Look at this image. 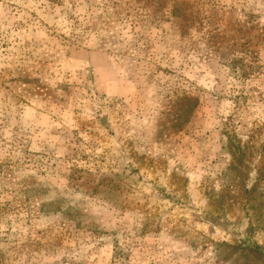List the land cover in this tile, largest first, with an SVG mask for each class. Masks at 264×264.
Masks as SVG:
<instances>
[{
	"label": "rangeland",
	"instance_id": "obj_1",
	"mask_svg": "<svg viewBox=\"0 0 264 264\" xmlns=\"http://www.w3.org/2000/svg\"><path fill=\"white\" fill-rule=\"evenodd\" d=\"M0 264H264V0H0Z\"/></svg>",
	"mask_w": 264,
	"mask_h": 264
}]
</instances>
